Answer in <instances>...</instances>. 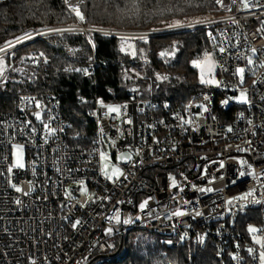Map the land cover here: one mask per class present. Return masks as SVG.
Instances as JSON below:
<instances>
[{
	"label": "built area",
	"instance_id": "2783aa9c",
	"mask_svg": "<svg viewBox=\"0 0 264 264\" xmlns=\"http://www.w3.org/2000/svg\"><path fill=\"white\" fill-rule=\"evenodd\" d=\"M63 1L74 21L32 33H79L93 47V35L163 31L90 26L72 11L83 0ZM193 28L207 29L216 84L179 102L94 97L86 144L71 143L56 92L21 93L0 109V264H125L132 231L174 247L207 243L214 264H264V0H213L211 14L179 29ZM15 43L0 46V56ZM101 153L119 176L103 173ZM254 209L256 222H237Z\"/></svg>",
	"mask_w": 264,
	"mask_h": 264
},
{
	"label": "trees",
	"instance_id": "16d2710c",
	"mask_svg": "<svg viewBox=\"0 0 264 264\" xmlns=\"http://www.w3.org/2000/svg\"><path fill=\"white\" fill-rule=\"evenodd\" d=\"M79 9L90 26L163 31L130 38L93 35V47L79 33H58L22 43L1 55L10 70L0 84V109L12 108L21 93L56 92L70 116L71 143L80 144L86 137V144L93 134L94 97L123 102L137 92L141 97L179 102L205 87L196 80L191 61L207 50V29L172 31L168 27L207 17L213 11V0H83ZM73 21L63 0H0V46L38 29ZM157 81H163L164 88ZM154 85V94L148 96ZM82 94L87 100L77 106L75 98ZM246 212L252 216L245 219L243 214L237 221L242 226L258 219L257 210ZM213 252L207 243L185 241L174 247L159 235L141 232L131 240L127 237L121 261L214 264Z\"/></svg>",
	"mask_w": 264,
	"mask_h": 264
},
{
	"label": "rangeland",
	"instance_id": "374dc122",
	"mask_svg": "<svg viewBox=\"0 0 264 264\" xmlns=\"http://www.w3.org/2000/svg\"><path fill=\"white\" fill-rule=\"evenodd\" d=\"M70 24V23H69ZM64 25H67V24H64ZM181 26L180 25H176L174 27H168V30H176V29H179ZM47 28H50V27H47ZM43 29H46V28H42V29H38L37 31H42ZM122 29V28H121ZM131 30V29H129ZM149 30V29H147ZM166 30V29H165ZM42 32H38V33H29L26 35V37L24 38H21V39H16V43L15 45H20L22 43H25L31 39H34L35 37H38L39 34H41ZM130 38V37H129ZM27 39V41H26ZM2 52V51H1ZM0 52V53H1ZM205 53H208L210 56H211V64H212V67H211V71L208 70V67L205 65L204 61H205ZM195 62V63H194ZM199 65V66H196V65ZM191 66L196 70V74H195V78L196 80L199 82V83H202V84H205V85H215L216 84V79H217V76H216V66H215V63H214V60H213V57L212 55L206 50L201 56H199L197 59L195 60H192L191 61ZM203 69V71H202ZM10 69L7 68V65L6 63L4 62V59L0 56V78H4L7 74H8V71ZM7 73V74H6ZM5 74L4 77H2L3 75ZM202 77H203V80L205 82H202ZM207 81H213L212 83H208ZM156 84H159V85H162L163 88L165 86V83L160 82V81H157ZM156 85H154L152 87V90L149 92V93H146L148 94V96H151L153 93V89L155 88ZM241 94H243V99L241 98ZM238 98H239V101L240 102H243L245 100V93L244 92H239L238 94ZM110 108V107H109ZM111 108H117L116 106H111ZM94 111H93V117H94ZM15 160L16 162H18V154H16V157H15ZM101 164H102V168H103V173H107V176L108 177H111L110 179H112L114 176L112 175V169L113 168H116L112 161L111 160H108V159H102L101 161ZM106 175V174H105ZM250 228H255L254 226H251ZM256 229V228H255ZM141 233L140 231H132L128 234V238L129 240L132 239V237H134L135 234H139Z\"/></svg>",
	"mask_w": 264,
	"mask_h": 264
},
{
	"label": "snow or ice",
	"instance_id": "6c2138e0",
	"mask_svg": "<svg viewBox=\"0 0 264 264\" xmlns=\"http://www.w3.org/2000/svg\"><path fill=\"white\" fill-rule=\"evenodd\" d=\"M65 3H68V0H65ZM217 3H220V0H217ZM247 6H248V5L245 4V7H247ZM72 11L75 12L76 16H77L80 20H82V21L84 20V16H83V14L81 13L79 7H72ZM0 51H3V49H0ZM253 51H255V50H253ZM194 63H195V62H194ZM204 63H205V65L208 67V70L211 71V67H212V64H211V56H210L208 53H205V61H204ZM249 63H251V60L249 61ZM196 66H199V65L197 64ZM202 71H203V69H202ZM237 72L240 73V74L242 75L243 72H244V69H242V68L237 69ZM202 82H205V81L203 80V77H202ZM207 82H208V83H212L213 81H207ZM241 98L243 99V94H241ZM224 103H227V101H225ZM205 110H207V109H205ZM109 111H110V112H119V108H111V107H110V108H109ZM37 118H39V114H37ZM100 155H101V158H102V159H106L104 153H101ZM105 174L107 175V173H105ZM112 175H113V176H119V175H120V170H119L118 168H113V169H112ZM241 175H243V173H241ZM109 178H111V177H109ZM173 185L175 186V182H173ZM17 191H20V189H17ZM247 195L250 196V195H252V193L249 192ZM240 199H246V197H240ZM141 207H143V205H141ZM173 215H177V216H179V215H184V213H183V212H176V213H174ZM117 220H119V217H118V216H117ZM109 231H111V230H109ZM249 231H250V232H256L257 229H255V228H250ZM256 242H257V243H260V240H259L258 238H256ZM249 251H251V249H250ZM261 261L264 262V254L261 255Z\"/></svg>",
	"mask_w": 264,
	"mask_h": 264
}]
</instances>
